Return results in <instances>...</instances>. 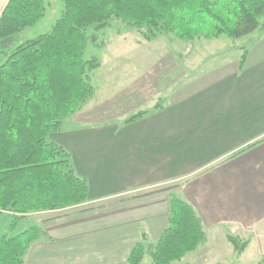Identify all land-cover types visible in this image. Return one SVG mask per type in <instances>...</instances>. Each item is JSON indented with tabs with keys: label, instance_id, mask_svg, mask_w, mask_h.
<instances>
[{
	"label": "crops",
	"instance_id": "obj_1",
	"mask_svg": "<svg viewBox=\"0 0 264 264\" xmlns=\"http://www.w3.org/2000/svg\"><path fill=\"white\" fill-rule=\"evenodd\" d=\"M8 2L0 0V16ZM250 36L242 66V51H206L203 39L151 66L147 43L146 51L136 48L140 56L127 55L121 81L104 77L86 108L49 138L88 181V202L41 222L46 237L28 264H87L97 256L127 264L142 235L151 244L167 229L171 193L194 207L208 237L188 264H249L252 253L261 264L264 30ZM141 112L148 114L125 124ZM228 234L248 242L243 254Z\"/></svg>",
	"mask_w": 264,
	"mask_h": 264
},
{
	"label": "trees",
	"instance_id": "obj_2",
	"mask_svg": "<svg viewBox=\"0 0 264 264\" xmlns=\"http://www.w3.org/2000/svg\"><path fill=\"white\" fill-rule=\"evenodd\" d=\"M64 10L52 31L16 46V36L35 27L46 14L44 0H9L0 16V216L14 232L23 219L84 207L89 183L80 178L71 155L50 136L91 100L93 74L102 63L85 59L90 44L101 48L97 33L113 21L135 28L148 42L172 35L182 42L239 40L264 30V0H63ZM95 34L89 36V28ZM240 65L245 64L247 48ZM5 60L2 62V60ZM159 107V106H157ZM148 112L129 118L142 119ZM168 227L154 244L145 235L127 264L182 263L208 237L193 206L169 195ZM46 237L34 225L0 236V264H25L33 245ZM237 254L248 242L226 236ZM264 264V256L261 260Z\"/></svg>",
	"mask_w": 264,
	"mask_h": 264
},
{
	"label": "rangeland",
	"instance_id": "obj_3",
	"mask_svg": "<svg viewBox=\"0 0 264 264\" xmlns=\"http://www.w3.org/2000/svg\"><path fill=\"white\" fill-rule=\"evenodd\" d=\"M44 2L46 7L45 17L35 27L31 29H27L22 33H20L19 35H17L15 38L17 41L16 46L21 45L22 43L28 40L35 39L38 38L39 36L50 33L53 27L55 26V24L57 23V21L61 18L64 10L63 0H44ZM262 23H264V21ZM87 34L89 36L95 34V28L94 27L89 28ZM97 35L99 38V44L105 43L104 46H102L101 48H97L93 44H90L85 53L86 60H89L92 57H98L102 63L101 68L93 74V82L95 84L94 85L95 88L101 86L100 82H106V80H103L107 78L106 76L113 78V80L115 81H121L125 77V75L122 73L124 72L127 66L125 61L127 59V55L130 53L131 55L134 56L135 54L136 56L137 55L136 53H138V56H140L141 51L136 52V48L143 47L142 48L144 49L143 51H146L145 46L147 43L149 44V55H150L151 66H159L160 64L159 61L164 56L163 55L164 52H168L170 50L176 51L179 48L181 49L184 47L189 48V45H186L187 43L180 41L179 39H177L175 36L172 35L159 36L152 42H148L140 35V33L135 28L128 27L125 24L121 23L120 21H113L108 29L98 32ZM250 37L251 36L241 38L239 40H231L223 36L220 37V39H217L216 41L210 42L211 40H208V43L207 45L205 44V46L203 43H197L196 45L199 46L203 44L202 46L205 47L204 49L206 51H220V52L228 51L230 53H240L241 51L239 50V48H247L249 46L248 43ZM134 50L135 52L132 53ZM194 51H197V49H194ZM116 56L118 58L120 57L124 59L120 62L119 59L118 60L116 59L117 58ZM3 61L5 60L3 59L2 62ZM107 67H112V70L110 71V69ZM107 69H109V71ZM110 72L112 76L109 74ZM88 102L83 105L81 110L86 108ZM119 103L120 101H118V104ZM94 105H98V104H94ZM127 105L128 104H124L121 106L125 107ZM99 107L100 105L97 108ZM106 113L107 115L110 113L109 109H107ZM102 116L105 117L104 115ZM113 117L109 116L110 119ZM69 120L68 121L66 120L65 123L68 124L70 122ZM72 210H77V209H72ZM65 212L67 213L68 211ZM57 215L59 214L53 215L51 213H43V214L31 216L27 219H23L19 223L18 227L15 228L14 232L10 230L9 227L12 220L0 216V236L3 234L14 235L34 225L41 226V222L51 218L52 216H57ZM154 243L156 242H152L151 240V244ZM28 255L29 253L25 258V264H28L27 263ZM98 257L99 256H97L96 258L92 257L90 261H87V264H102L103 262H105L103 264H106V262L108 261L105 260L104 258H102L103 260L98 259ZM190 258L191 255H187L182 263H177V264H188L191 261ZM249 259H250L249 264H257V261L254 260L253 253L250 254ZM142 264H151L150 257L145 256Z\"/></svg>",
	"mask_w": 264,
	"mask_h": 264
}]
</instances>
